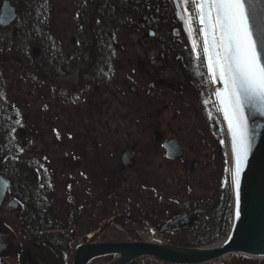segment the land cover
<instances>
[{"label":"flooded vegetation","instance_id":"obj_1","mask_svg":"<svg viewBox=\"0 0 264 264\" xmlns=\"http://www.w3.org/2000/svg\"><path fill=\"white\" fill-rule=\"evenodd\" d=\"M140 1L0 0V264L49 251L29 241L32 195L57 222L39 234L69 235L74 252L81 230V243L128 228L197 242L221 126L188 11Z\"/></svg>","mask_w":264,"mask_h":264},{"label":"water","instance_id":"obj_2","mask_svg":"<svg viewBox=\"0 0 264 264\" xmlns=\"http://www.w3.org/2000/svg\"><path fill=\"white\" fill-rule=\"evenodd\" d=\"M175 8L179 9L176 0ZM264 0H258L257 14L250 20L254 31V39L264 41ZM198 21L199 9L196 7ZM181 17V14L178 13ZM199 27L202 25L199 22ZM201 38L203 41V33ZM207 70L208 60L204 54ZM216 107L222 121L228 142L230 168L235 169V157L232 153V135L228 122L224 118L223 105L217 92L224 89L223 83L213 81L208 71ZM264 106L257 103L250 106L245 103L244 116L247 120L250 149L240 177V216L236 218L237 200L235 187L231 186L232 222L231 228L219 245L209 247H178L157 240L131 242H101L79 244L74 252L72 264H89L91 261L112 257L105 264H130L145 256L153 257L172 264H202L222 259L229 255H242L249 258L264 259ZM230 176V174H229ZM231 180V177H230ZM7 183L0 177V204L4 199Z\"/></svg>","mask_w":264,"mask_h":264},{"label":"snow or ice","instance_id":"obj_3","mask_svg":"<svg viewBox=\"0 0 264 264\" xmlns=\"http://www.w3.org/2000/svg\"><path fill=\"white\" fill-rule=\"evenodd\" d=\"M199 9V22L203 33L202 49L207 56L208 71L213 81L219 79L224 89L216 95L223 105V114L232 135V153L235 169L229 172L236 190L239 218L240 177L250 149L245 103L264 106V41L254 39L250 20L257 14L258 0H180ZM264 12V9H261ZM191 34V33H190ZM197 43L193 41V50ZM264 115V110H261ZM231 159V157H230Z\"/></svg>","mask_w":264,"mask_h":264},{"label":"trees","instance_id":"obj_4","mask_svg":"<svg viewBox=\"0 0 264 264\" xmlns=\"http://www.w3.org/2000/svg\"><path fill=\"white\" fill-rule=\"evenodd\" d=\"M159 1V0H158ZM162 1V0H160ZM138 2L143 3L140 0H125L124 6L130 8L127 11H136L139 6ZM188 8L187 5H184ZM160 13V12H159ZM189 20L194 29V34L197 43L198 58L196 62L198 67L202 68L205 76L207 78V69L205 65L203 50L201 46L200 34H197L196 29H198V21L195 12V6L192 7L191 11H188ZM213 102V99H212ZM213 111L215 113L216 121L218 120V115L216 111L215 104L213 102ZM211 211L205 220L203 230L198 233L195 240H200L197 242L192 241V239L185 244H180L181 247H203L210 243V238L215 233H225L226 227L228 226V219L231 215L232 209V199L230 194V184L226 183L224 180L221 183L220 193L218 199H213L210 202ZM57 222L51 217L49 209L43 206V201L37 195H32L29 206V241L37 243L39 245H44L51 253L53 259L52 264H71L74 254L73 244L70 242L69 235L57 234V233H47L46 235H40L43 230H51ZM126 241V240H121ZM194 242V243H193ZM71 245V246H70ZM71 248H70V247ZM75 246V245H74ZM237 256V255H236ZM132 262L130 264H135ZM250 262H247V264Z\"/></svg>","mask_w":264,"mask_h":264},{"label":"rangeland","instance_id":"obj_5","mask_svg":"<svg viewBox=\"0 0 264 264\" xmlns=\"http://www.w3.org/2000/svg\"><path fill=\"white\" fill-rule=\"evenodd\" d=\"M179 1V5L180 8L183 12V15H185L184 13V5H182V3ZM131 36V35H130ZM132 37V36H131ZM198 49V47L196 48ZM220 144H221V148L223 150V166H222V182L225 181H229V172L226 171V169L230 168V161H229V152H228V146H227V141H226V137L223 131H221V137H220ZM133 231L132 229L130 230V228L125 229V232L122 233V237H124L127 241L129 240H140V241H148L150 238L157 240V241H161L164 243H167L163 240H161L160 238H158L155 234H139L140 232H130ZM133 233V234H132ZM84 232L81 230L80 232H78L77 237H76V243L74 244L75 246L80 244L81 242L84 241ZM32 248H35L34 250ZM30 252H32L33 255H35V257L38 260L39 264H48L51 263L52 261V255L49 251H47L46 249H42L38 250L36 247H32ZM111 258L110 257H105V258H100V259H96L91 261L89 264H105L108 261H110ZM247 262H250L251 264H257L260 262V264H264V260L263 259H257V260H252L250 258H245L239 255H230V256H226L224 258H222L220 260L219 264H247Z\"/></svg>","mask_w":264,"mask_h":264},{"label":"bare ground","instance_id":"obj_6","mask_svg":"<svg viewBox=\"0 0 264 264\" xmlns=\"http://www.w3.org/2000/svg\"><path fill=\"white\" fill-rule=\"evenodd\" d=\"M205 60V59H204ZM205 65H206V69H207V64H206V60H205ZM207 76H208V81H209V85H210V91H211V96L213 97V89H212V86H211V82H210V78H209V75H208V72H207ZM213 102H214V104H215V107H216V102H215V98H213ZM216 111H217V115H218V120H219V124H220V126H221V131H223L224 132V128H223V125H222V121H221V119H220V115H219V113H218V110H217V107H216ZM224 134H225V132H224ZM225 137H226V135H225ZM226 141H227V138H226ZM227 146H228V142H227ZM228 152H229V150H228ZM229 181H230V179H229ZM230 184V183H229ZM230 194H231V186H230ZM198 233H200V231L199 232H197V235H198ZM216 234V233H215ZM214 234V235H215ZM196 235V236H197ZM214 235H212L211 236V238H210V243L214 240ZM224 240V239H223ZM223 240L222 241H220L219 243H217V245H219V244H221L222 242H223ZM161 242V241H160ZM164 243V242H163ZM209 243V244H210ZM166 244H170V245H173V246H178V247H181V246H179L180 244H182V242H167ZM185 244V243H184ZM203 247H205V246H203ZM143 258H147V259H149L148 261L150 262V264H172V263H167V262H164V261H160L159 259H156V258H153V257H149V256H145V257H143ZM253 259H255V258H253ZM264 260V259H263Z\"/></svg>","mask_w":264,"mask_h":264},{"label":"built area","instance_id":"obj_7","mask_svg":"<svg viewBox=\"0 0 264 264\" xmlns=\"http://www.w3.org/2000/svg\"><path fill=\"white\" fill-rule=\"evenodd\" d=\"M217 238H219V234H215V235H214V239H217ZM148 260H149V259L144 258V259L142 260V263H143V264H150V262H149ZM206 264H218V262L213 261V262H209V263H206Z\"/></svg>","mask_w":264,"mask_h":264}]
</instances>
